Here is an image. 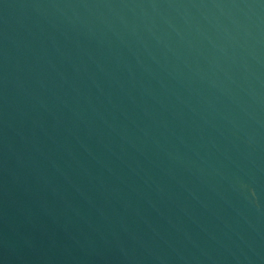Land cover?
Masks as SVG:
<instances>
[{"label": "water", "instance_id": "water-1", "mask_svg": "<svg viewBox=\"0 0 264 264\" xmlns=\"http://www.w3.org/2000/svg\"><path fill=\"white\" fill-rule=\"evenodd\" d=\"M0 264H264V0H0Z\"/></svg>", "mask_w": 264, "mask_h": 264}]
</instances>
